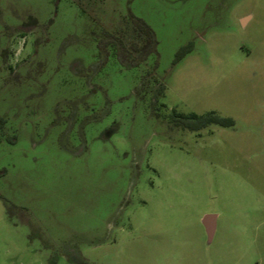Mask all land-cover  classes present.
<instances>
[{"label": "rangeland", "instance_id": "1", "mask_svg": "<svg viewBox=\"0 0 264 264\" xmlns=\"http://www.w3.org/2000/svg\"><path fill=\"white\" fill-rule=\"evenodd\" d=\"M0 118V264H264V0H0Z\"/></svg>", "mask_w": 264, "mask_h": 264}, {"label": "trees", "instance_id": "2", "mask_svg": "<svg viewBox=\"0 0 264 264\" xmlns=\"http://www.w3.org/2000/svg\"><path fill=\"white\" fill-rule=\"evenodd\" d=\"M132 27L135 31H137L144 37V41L146 44H149V45L154 44L155 42L154 32L150 28V26L147 25L143 20L141 19L133 20ZM105 34L106 36H109L111 38V41H108V43L112 44L113 47L115 48L116 54L119 60L124 64L128 63L130 59L129 58L130 51L128 47H126L125 44L119 38L107 32ZM131 48L134 50H138L139 47L137 44L134 43L131 45ZM191 50H192V43H189L186 46L179 49V51L176 53L175 63L181 60ZM134 65H137L136 61ZM176 116L179 118V123H180L179 126L189 131H197V130L206 128L207 126H210V125H217L223 128L231 127L234 125V122L232 119L220 117L218 115H215L214 113H210L205 116L197 115L195 113H190V114L180 113V114H177ZM5 124H6L5 119L0 118V130L3 129Z\"/></svg>", "mask_w": 264, "mask_h": 264}, {"label": "water", "instance_id": "3", "mask_svg": "<svg viewBox=\"0 0 264 264\" xmlns=\"http://www.w3.org/2000/svg\"><path fill=\"white\" fill-rule=\"evenodd\" d=\"M242 22L245 23V19H243ZM202 223L206 229V233L208 235L209 240H211L216 228V216L206 215L202 219Z\"/></svg>", "mask_w": 264, "mask_h": 264}, {"label": "flooded vegetation", "instance_id": "4", "mask_svg": "<svg viewBox=\"0 0 264 264\" xmlns=\"http://www.w3.org/2000/svg\"><path fill=\"white\" fill-rule=\"evenodd\" d=\"M198 131V130H197Z\"/></svg>", "mask_w": 264, "mask_h": 264}]
</instances>
